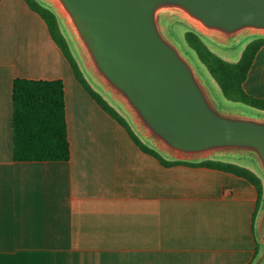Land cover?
I'll return each mask as SVG.
<instances>
[{"label":"crops","instance_id":"crops-1","mask_svg":"<svg viewBox=\"0 0 264 264\" xmlns=\"http://www.w3.org/2000/svg\"><path fill=\"white\" fill-rule=\"evenodd\" d=\"M16 77L65 81L69 160L14 159ZM244 87L264 98V46ZM257 205L244 177L145 152L79 82L43 17L1 0L0 264H254Z\"/></svg>","mask_w":264,"mask_h":264},{"label":"water","instance_id":"water-1","mask_svg":"<svg viewBox=\"0 0 264 264\" xmlns=\"http://www.w3.org/2000/svg\"><path fill=\"white\" fill-rule=\"evenodd\" d=\"M69 27L86 68L157 148L200 160L248 153L264 172V114L220 107L171 23L220 43L264 35V0H44ZM264 263V206L258 219Z\"/></svg>","mask_w":264,"mask_h":264},{"label":"trees","instance_id":"trees-1","mask_svg":"<svg viewBox=\"0 0 264 264\" xmlns=\"http://www.w3.org/2000/svg\"><path fill=\"white\" fill-rule=\"evenodd\" d=\"M29 6L46 21L50 33L70 61L76 78L97 100L101 107L118 120L129 132L131 138L145 152L155 156L163 165L179 164L202 166L223 170L248 179L258 191L256 217L264 206V173L253 168L212 156L200 160H187L170 157L159 148L146 142L136 130L130 117L117 107L91 84L85 76L79 55L71 38L63 30L60 15L44 0H26ZM1 2V0H0ZM187 25L183 22H176ZM184 33L185 49H190L197 64L204 65L219 84L225 98L242 102L264 114V98L254 96L245 90L244 83L258 50L264 46V35L258 34L247 44L237 61H230L211 49L204 35L190 27ZM173 30V23H171ZM200 66V65H199ZM13 157L16 161H65L71 157V141L67 117L66 86L61 78L43 79L16 77L13 84ZM259 248L255 258L262 252Z\"/></svg>","mask_w":264,"mask_h":264},{"label":"rangeland","instance_id":"rangeland-1","mask_svg":"<svg viewBox=\"0 0 264 264\" xmlns=\"http://www.w3.org/2000/svg\"><path fill=\"white\" fill-rule=\"evenodd\" d=\"M51 6L53 8H55L53 5H51ZM60 17H61L62 23H63V28H64L63 30H65V32L71 38V41H72V43H73V45H74V47H75V49L79 55V60L81 62V66L83 68L85 76L88 78V80L91 82V84L95 87V89L100 91L110 101L111 104H113L115 107H117L123 114L130 117V115H128V113L124 110L123 106L119 103V101L111 93L106 91L104 89V87H102L99 84V82L96 81V79L93 77V75L90 73V71L86 68V66L84 65L85 61L81 55V52L78 49L73 37H72V34H71L69 27L66 25V23L64 22L61 15H60ZM178 21L187 24L184 21L176 19L175 21L172 22L173 23L172 32L181 41V43L184 46V44H185L184 33L188 29L187 25H189V24L184 25V24L176 23ZM189 26L193 27L191 25H189ZM255 35H258V34L253 33V34L248 35V36H242L241 38L234 40L231 43H226V44L220 43V42H218V41H216V40H214V39H212L206 35H204L203 37H204L205 41L208 43V45L211 47L212 50H214L215 52H217L218 54H220L221 56L225 57L226 59H228L230 61H237L241 57V55H242L243 51L245 50L247 44L254 38ZM185 47H186V45H185ZM187 52L194 58V56L192 55V51L190 49H187ZM194 60H195V58H194ZM196 65L199 68V70L202 71V73L204 74V79L206 80L208 87L210 88L212 94L214 95L215 99L217 100L218 104L220 105V107L222 109L228 110V111H233V110H237L239 108V109H244L247 112L252 113L254 115H257V116L263 115V113H261L259 110H256L253 107H250V106H248L242 102H235V101H231V100H228L227 98H225L219 84L211 76V74L209 73L207 68L204 65H202L201 63L199 64L200 65L199 66L196 62ZM130 119L133 123V120L131 117H130ZM134 126H135L136 130L138 131V133L142 135L141 137L146 142H149L152 146H155L154 144L151 143V141H149L145 138V135L136 127L135 124H134ZM218 157H223L229 161L238 162L239 164H242L245 166L250 165L251 168L256 170L259 174H261L263 172L258 161L248 153H229V154H226L225 156L218 155ZM262 250H263V248H262Z\"/></svg>","mask_w":264,"mask_h":264}]
</instances>
